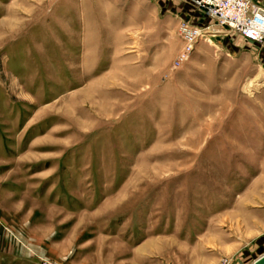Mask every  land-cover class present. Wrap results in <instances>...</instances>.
<instances>
[{"label": "rangeland", "instance_id": "1", "mask_svg": "<svg viewBox=\"0 0 264 264\" xmlns=\"http://www.w3.org/2000/svg\"><path fill=\"white\" fill-rule=\"evenodd\" d=\"M183 1L0 0V264H233L264 233V41Z\"/></svg>", "mask_w": 264, "mask_h": 264}, {"label": "built area", "instance_id": "2", "mask_svg": "<svg viewBox=\"0 0 264 264\" xmlns=\"http://www.w3.org/2000/svg\"><path fill=\"white\" fill-rule=\"evenodd\" d=\"M220 25L239 32L243 37L264 41V7L251 0H192ZM44 264H59L43 259Z\"/></svg>", "mask_w": 264, "mask_h": 264}, {"label": "crops", "instance_id": "3", "mask_svg": "<svg viewBox=\"0 0 264 264\" xmlns=\"http://www.w3.org/2000/svg\"><path fill=\"white\" fill-rule=\"evenodd\" d=\"M130 1H135V2H139V3H145V4H150V5H154V6H158V0H130ZM254 3L260 4L264 7V0H251ZM104 3L107 4L110 7L112 6H116V5H121V4H125L127 3V0H104ZM181 7L180 8L183 11V14L185 16H191L194 15L193 19L194 21H197L199 23H202L203 18H202V11L197 7V5L189 2V1H183L180 2ZM202 18V20H201ZM216 25V24H215ZM239 252H241L240 255H238L237 260L235 261L233 264H243V262H245L247 259H250L249 264H251V262L258 257L259 255H261L262 253H264V233H259L256 238L250 242L248 244V246L245 249H241L239 250ZM243 254V255H242ZM227 259H231L229 256Z\"/></svg>", "mask_w": 264, "mask_h": 264}, {"label": "water", "instance_id": "4", "mask_svg": "<svg viewBox=\"0 0 264 264\" xmlns=\"http://www.w3.org/2000/svg\"><path fill=\"white\" fill-rule=\"evenodd\" d=\"M251 264H264V253L256 257Z\"/></svg>", "mask_w": 264, "mask_h": 264}]
</instances>
